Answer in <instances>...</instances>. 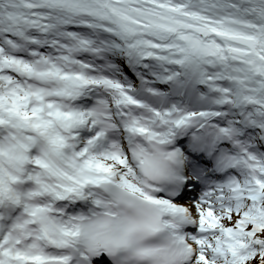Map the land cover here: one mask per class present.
I'll return each instance as SVG.
<instances>
[{"label":"snow or ice","instance_id":"snow-or-ice-1","mask_svg":"<svg viewBox=\"0 0 264 264\" xmlns=\"http://www.w3.org/2000/svg\"><path fill=\"white\" fill-rule=\"evenodd\" d=\"M0 264H264V0H0Z\"/></svg>","mask_w":264,"mask_h":264}]
</instances>
